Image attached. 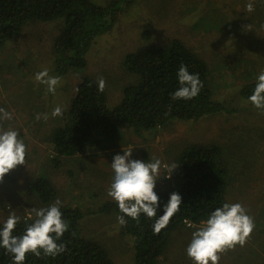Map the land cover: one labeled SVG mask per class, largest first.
Returning a JSON list of instances; mask_svg holds the SVG:
<instances>
[{"label": "rangeland", "instance_id": "1", "mask_svg": "<svg viewBox=\"0 0 264 264\" xmlns=\"http://www.w3.org/2000/svg\"><path fill=\"white\" fill-rule=\"evenodd\" d=\"M92 1L97 5L118 2L122 9L118 21L109 33L97 37L87 53L86 68L59 76L61 83L55 94L47 93L46 86L34 77L45 68L50 76H58L53 69V50L63 20L30 22L0 50V107L12 113L10 121L0 123L5 130H17L27 145L26 165L17 166L0 182V222L4 223L11 211L19 217H31V209L36 208L32 179L46 176L60 191L62 204L93 211L81 221L84 236L102 243L116 264H135L133 238L123 235L117 215L95 214L101 203L113 200L107 195L114 178L113 157L132 151V159H159L161 177L155 187L159 190L174 185L176 169L166 178L170 175L166 166L176 164L186 146L211 144L221 147L229 168V203L242 204L255 223L246 244L221 254L219 264H264V114L240 95L264 69V0H254L255 11L251 13L246 11L249 0ZM145 32L150 36H144ZM173 38L185 41L207 61L214 99L225 109L197 121L173 120L154 129L124 128L107 147L103 135L97 133L88 151L62 157L60 166H55L54 145L47 136L61 124V116L53 118V109H67L84 76L105 78L109 105L114 107L124 87L136 79L121 66L124 56ZM251 60H255L253 66L247 62ZM43 113L49 114L47 121L37 119V114ZM189 227L193 225L184 227L183 234L172 235L168 248L173 247V252L166 254L162 264H190L186 252L177 253V248L191 241ZM174 255L177 259L173 261Z\"/></svg>", "mask_w": 264, "mask_h": 264}, {"label": "trees", "instance_id": "2", "mask_svg": "<svg viewBox=\"0 0 264 264\" xmlns=\"http://www.w3.org/2000/svg\"><path fill=\"white\" fill-rule=\"evenodd\" d=\"M121 10L118 2L97 5L92 0H0V50L15 40L30 22L63 20V29L54 41L53 50V69L62 77L87 67V53L97 37L114 28ZM144 36L150 35L145 32ZM182 63L190 73L199 74L203 88L192 100L174 101L170 94L180 87L177 72ZM121 66L136 79L124 87L123 96L114 107L109 105L106 87L103 92L98 91L95 78L84 76L77 85L70 104L60 117L61 124L53 127L47 136L54 145L55 166H60L62 157L88 151L97 133L103 135L102 142L107 147V142L124 128L154 129L173 120L197 121L204 115L225 109L214 99L209 64L182 39L173 38L166 44L149 45L127 53ZM257 68L253 70L256 72ZM255 83L245 85L240 95L248 99ZM176 165L174 185L154 189L160 198L156 216L148 218L141 214L139 222L125 217L127 225L122 226V233L133 238L135 264H159L174 233L183 234L181 231L188 223L194 225L188 230L195 231L211 212L229 203V168L220 146L188 145ZM31 190L36 196L37 209L50 206L60 196L57 186L46 176H35ZM174 192L182 198L180 211L159 234H154L152 226L163 214V206ZM61 211L69 230L58 243H64L66 251L55 258L43 254L37 258L28 253L25 264H116L102 243L81 233L82 219L93 211H84L73 203L62 204ZM96 213L122 215L114 200L101 203ZM20 218L13 235H22L35 216ZM0 264H13L11 254H6L3 248H0Z\"/></svg>", "mask_w": 264, "mask_h": 264}, {"label": "clouds", "instance_id": "3", "mask_svg": "<svg viewBox=\"0 0 264 264\" xmlns=\"http://www.w3.org/2000/svg\"><path fill=\"white\" fill-rule=\"evenodd\" d=\"M246 11H255L254 0H249ZM35 81L46 86V92L55 94L61 83L59 76H50L47 68L35 74ZM177 79L180 87L170 94L172 100H192L197 97L203 88L199 74L189 72L185 64H181ZM99 92L106 87L103 76L97 77ZM251 105L264 114V69L257 77L254 90L248 97ZM63 108L57 106L51 112L53 118L62 116ZM47 121L49 114H37ZM12 113L0 107V122L10 121ZM17 130L9 127L7 130L0 123V182L17 166L26 165L27 145L19 138ZM123 155L116 154L111 162L114 172L113 182L107 191V195L117 202L122 215L117 216V222L121 226L127 225L125 217H130L139 222L141 214L153 218L160 208V198L154 191L156 181L161 177V161L155 159L144 162L132 159V151H123ZM178 167L176 164L167 165L170 175ZM182 198L177 193H172L163 206V214L152 226L154 234H159L171 218L180 211ZM62 202L57 199L48 207L31 209L34 221L27 225L22 235H13L20 222V217L15 211H11L3 225L0 226V248L6 254H11L13 264H25L26 255L33 254L40 258H55L66 251L64 243H58L65 232L69 230V224L62 217ZM192 226V225H187ZM194 226V225H193ZM255 227L254 219L247 214V209L240 203H223L210 213L203 226L192 232V238L186 248L187 256L193 264H219L221 254L233 250L237 245L243 247L250 238Z\"/></svg>", "mask_w": 264, "mask_h": 264}, {"label": "crops", "instance_id": "4", "mask_svg": "<svg viewBox=\"0 0 264 264\" xmlns=\"http://www.w3.org/2000/svg\"><path fill=\"white\" fill-rule=\"evenodd\" d=\"M247 62H249V63L251 64L250 61H247ZM254 75H255V74H254ZM192 231H193V230H192ZM188 245H189V244H186V245H184V246L181 247V248H177V253H184V252H186V248H187ZM172 246H173V245H172ZM172 248H173V247H170V249L167 248L168 251H167L163 256H161V258H160V260H159V264H162V262L166 259V254H168V253H170V252H173ZM169 250H171V251H169ZM175 258L177 259V255H174V256H173V261H174ZM187 258H189V257L187 256ZM188 260H189L190 264H193V262H192L191 259H188Z\"/></svg>", "mask_w": 264, "mask_h": 264}, {"label": "built area", "instance_id": "5", "mask_svg": "<svg viewBox=\"0 0 264 264\" xmlns=\"http://www.w3.org/2000/svg\"><path fill=\"white\" fill-rule=\"evenodd\" d=\"M188 225H191L190 223H188Z\"/></svg>", "mask_w": 264, "mask_h": 264}]
</instances>
